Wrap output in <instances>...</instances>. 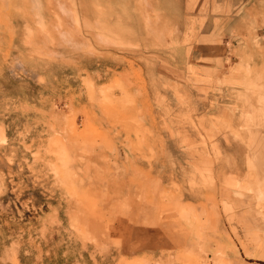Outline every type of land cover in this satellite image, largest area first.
<instances>
[{"label": "rangeland", "instance_id": "rangeland-1", "mask_svg": "<svg viewBox=\"0 0 264 264\" xmlns=\"http://www.w3.org/2000/svg\"><path fill=\"white\" fill-rule=\"evenodd\" d=\"M64 1L0 0V264H264V0L246 12L236 64L210 82L221 100H202L248 128L237 180L218 177L213 144L231 127L221 114L213 126L193 117L190 80L162 70L142 100L131 76L140 83L143 70L120 68L135 45L79 41L87 23ZM66 49L98 55L89 72L85 61L64 69Z\"/></svg>", "mask_w": 264, "mask_h": 264}, {"label": "crops", "instance_id": "crops-1", "mask_svg": "<svg viewBox=\"0 0 264 264\" xmlns=\"http://www.w3.org/2000/svg\"><path fill=\"white\" fill-rule=\"evenodd\" d=\"M73 1L70 0L71 3ZM258 1L77 0L78 3H75L77 19L79 21L83 19L82 21H85L88 27L87 33L82 29L81 34H77V37L79 41H84L86 36L94 38L93 47L97 51L100 50V47L96 45L95 39L101 35L113 38L121 37L126 42L132 43L131 45L134 44L135 48L124 50V53L119 54L125 59L124 65L120 68L137 72L143 70L140 83L136 82L135 75L131 76L132 82H135L133 83L135 85L132 84L133 87L141 85V89H134L133 93L139 94L142 100H154L155 91H153L150 81L154 77L157 84L163 85L166 75L162 70L170 68L173 73L175 71L177 74L185 76L186 80L189 79L190 85L195 86L194 89H191L192 99L196 102L197 107L199 104L201 106V108L198 107V112H195L193 117H202L204 124L213 126L214 122L210 117L221 114L232 129L229 128L224 133L219 131L220 135L218 136L215 134L213 144L218 150V157L221 161L218 177L227 176L230 180H237L246 173L248 168L246 157L249 152L246 142L248 128H243L235 123L234 118L239 117L238 113H232L230 120L229 112L224 114L223 103L209 107L207 105L212 101L221 100V97L218 98L217 92L213 93L210 82L213 79L220 80L227 77L228 72H225L230 65L236 64L234 62L228 65V59L234 52L242 53L244 51L243 44L235 45L234 41L238 37L242 39L246 37L244 26L249 19L246 12L257 8ZM62 4H65L64 0H62ZM100 7L104 12H101ZM101 22L105 26V33H101L100 29L96 28ZM88 23L94 28H89ZM169 29H172V33L170 39H166L165 35ZM187 31L189 35H186ZM185 37L193 39L184 43L183 38ZM105 52L118 55L113 47ZM95 55H98L96 51L91 54L80 50L76 53L69 52L68 49L62 50L61 66L64 69H73L74 67L81 69V62L85 61L88 64L83 65L82 71L89 72L92 64L96 61L93 59ZM72 58L77 61L75 62L77 66L69 64ZM112 67H114L113 64ZM190 70L194 72L191 73ZM169 81H171L170 83L178 82L174 79H169ZM197 89L205 93H198ZM164 95L167 93H164L162 89L159 94L157 93L161 101L164 99ZM204 99H207L208 103H203ZM210 108H212L211 111ZM153 113L157 119V130L162 133V138H164L165 130L161 118L165 115L162 110H154ZM233 129H237L240 138L233 134Z\"/></svg>", "mask_w": 264, "mask_h": 264}]
</instances>
